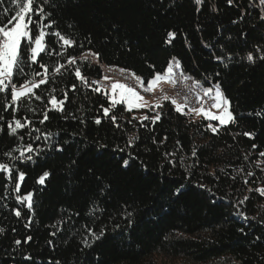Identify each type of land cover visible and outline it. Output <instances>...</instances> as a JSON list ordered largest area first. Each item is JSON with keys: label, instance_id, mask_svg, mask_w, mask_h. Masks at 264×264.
Wrapping results in <instances>:
<instances>
[{"label": "trees", "instance_id": "1", "mask_svg": "<svg viewBox=\"0 0 264 264\" xmlns=\"http://www.w3.org/2000/svg\"><path fill=\"white\" fill-rule=\"evenodd\" d=\"M45 10L56 22L49 31L58 29L75 42L59 49V63L71 56L76 65L34 90L42 96L27 102L34 111L16 113L34 125L17 135L0 132V162L8 161V151L19 155L15 149L34 135L42 136L34 147H45L48 134L53 145L34 162H17L26 172L18 193L0 173V264H264V194L249 191L264 188V172L256 167L264 161V61L255 51L264 49V8L258 0H50ZM249 52L255 63L246 60ZM41 56L43 63L55 61ZM92 57L135 73L144 86L154 73L166 74L175 58L190 82L219 83L235 122L222 126L193 117L185 107L178 112L165 95L149 108L117 105L109 114L117 115V127L103 116L101 104H110L103 91L81 86L74 75L78 66L89 82L100 79ZM52 88L64 100L63 111L48 103ZM44 111L49 119L40 124ZM156 112L161 119L155 123L142 119ZM33 126L42 131L29 136ZM57 146L64 151H55ZM249 171L255 175L247 176ZM44 172L49 176L40 184ZM29 192L31 209L16 201ZM126 211L133 212L132 227ZM85 226L97 235L104 229L105 236L93 242ZM85 237L91 247L82 243Z\"/></svg>", "mask_w": 264, "mask_h": 264}, {"label": "snow or ice", "instance_id": "2", "mask_svg": "<svg viewBox=\"0 0 264 264\" xmlns=\"http://www.w3.org/2000/svg\"><path fill=\"white\" fill-rule=\"evenodd\" d=\"M195 4L201 5L203 0H194ZM5 0H0V132H6L8 135H17L18 130L24 129L29 125H34V121L31 119H25L22 122V119L16 118V113L20 110L34 111L28 101L33 99L39 101L42 99L41 95H37L36 91L41 89V86L49 84V82H55L56 77L62 73V70L67 71L69 68H72L76 65L75 57H67V64L59 63V60L63 58V54L59 49H64L65 46H70L75 42L65 35H63L58 29H53L55 21L50 19L51 13L45 10V5L50 3V0H8L9 7H4ZM229 5L233 4V0H227ZM260 5H264V0H259ZM199 10V9H198ZM213 11H216L213 8ZM27 17V20H26ZM33 17H36L34 19ZM47 21V23H45ZM35 25V31L31 27ZM169 37L174 36V33H169ZM46 37L54 38L51 41L46 42ZM171 43V40L168 41ZM58 46V47H57ZM207 47V45H206ZM258 58L260 61H264V49H261L259 46L255 49ZM48 57L50 60L55 58V61L50 64L43 63L44 57L41 54ZM98 56V54H93ZM84 59H87L85 57ZM217 60H222V57H216ZM246 60L249 63H255L254 54L249 52L246 56ZM173 62H170L167 66L166 74L169 78L175 74L178 77H183L184 79H191V77L185 76L184 72L181 69L179 61H176L175 58H172ZM227 66V65H225ZM155 66H153L154 68ZM122 72L125 70H121ZM74 75L81 81V86L92 88L93 92H101L102 89L99 86L93 87V85H99L100 81L92 80L89 82L86 77L82 76L81 68H74ZM135 76V73H132ZM216 75H219L217 73ZM105 80L110 79L109 77H104ZM137 81H140V77H136ZM161 79L160 73H154L153 77L146 81L147 87L144 88L145 92L151 90V86L156 83V81ZM77 85L73 83L71 89L73 91L77 90ZM105 89L109 85L104 86ZM196 89H202L203 96L209 97L212 100L210 108H216L219 114H214L211 110H205L201 105L200 108H192L190 111L196 113V115H203L209 121H219L220 125H227L229 122H235V118L231 111H229L230 101L223 95L220 90L219 83L213 84L209 87H203V85L197 81L194 85ZM111 95L108 91H103V95L107 100H110L108 107H104L101 104L103 110V116L109 118L110 122L116 124L117 127H120L117 124V115L113 113L111 116L110 111L115 109L119 104H126L128 110L132 108L143 107L140 101L143 97L132 87H126L124 83L113 82L110 84ZM55 92V88H52L49 92V101L52 108L57 111H63L64 100H57L54 95L51 93ZM64 99H67V94L65 93ZM197 99H201L199 94ZM175 104V101H173ZM12 109L11 112L8 110ZM176 111L182 112L181 107H177ZM5 113H8L12 118L11 120L5 119ZM257 115H260L259 113ZM68 119V117H64ZM49 119L48 112H43V119L39 120L40 124H44L46 120ZM135 119V117H133ZM143 120H150L152 123L161 119V113L156 112L155 115L149 117L144 115ZM81 123H84V119H80ZM94 122L99 125L101 119L99 117L95 118ZM131 122V121H129ZM4 125L7 127L5 128ZM213 132L217 131V128L212 124L208 125ZM42 130L38 127H32L31 130L27 133L29 136H33L35 133H40ZM51 134H48L43 137L45 147H40L33 144L36 141L42 139L41 135H34V140L30 143L22 145L20 148L15 149L19 152V155H13V151H8L4 153L9 159L7 162H0V173H7V180L13 182L12 191H20V182L25 179L26 172L20 170L17 166V162L20 164L26 162H34V155L40 156L44 154L45 148L52 149L53 145L47 143ZM243 135L253 138L251 133L245 132ZM20 139L23 140L24 137L20 136ZM131 137L129 143H131ZM179 143V142H178ZM103 147V146H102ZM257 145L253 144L252 148L255 149ZM57 152H63L62 147H55L54 149ZM123 151V149H121ZM193 156H195V150H193ZM260 156H264V152L259 153ZM245 160L248 159L246 155ZM75 163V161H73ZM264 164V161L257 163L256 167L260 168L264 172V168H261V165ZM124 166H128V161H124ZM242 170V169H241ZM255 173L249 171L247 176H254ZM49 176L48 172H44L40 176L38 183L43 184L46 177ZM247 183V180H245ZM199 187H205L204 185H199ZM257 191L261 194H264V188L249 189V191ZM179 193V189H177ZM245 200L248 197L244 198ZM16 201L23 204L27 202V207L32 208V193L29 192L27 195H17ZM240 201L239 203H243ZM17 217L21 216L19 210H14ZM243 215V213H240ZM133 212L126 211L125 220L127 221V227H132L133 225ZM59 223V222H58ZM120 227V225H116ZM85 230L88 235L91 236L92 241H98L105 236L104 229H101L100 233L97 235L91 227L85 226ZM5 229L0 228V233H3ZM243 231V228L240 229ZM55 235V233H53ZM27 240H31V237H27ZM27 240L25 242H27ZM15 243L20 244L21 242L17 240ZM85 247H91L92 244L88 242L87 237L82 241ZM30 259V257H26Z\"/></svg>", "mask_w": 264, "mask_h": 264}, {"label": "bare ground", "instance_id": "3", "mask_svg": "<svg viewBox=\"0 0 264 264\" xmlns=\"http://www.w3.org/2000/svg\"><path fill=\"white\" fill-rule=\"evenodd\" d=\"M258 5H259V7L264 8V5H260L259 0H258ZM91 60H92L93 64L100 66V69L103 70L104 72H106V73H108V74H110L112 76H117L118 78H114L113 82L124 83L127 87L134 88L140 94L148 95L147 92L144 91V87L142 86L141 80L137 81V79H136L137 76H133L130 72H126V71L122 72L121 69H117V68H113V67H107L105 65H100V64H98V62L93 57L91 58ZM171 62H173V61H171ZM101 74H102L101 75L102 77L100 79H94V80H102L103 79V72H101ZM174 76H175V74H173L172 77H174ZM166 78H167V86H168V88L173 91L174 96L176 95L175 99H177V101H179L180 104H182L186 108H190V109H192V108H200L201 105H202L203 108L205 109V104L203 103V97H201V99H199V100L197 99V97H195L194 105L191 104V101L189 99L185 98L183 96V94L181 92H179L178 89H176V86H174L172 83L168 82V75L167 74H166ZM124 81H126L128 84H126ZM179 86H181L183 88V91H190L191 82L188 79H184L183 77H179ZM99 87H101L102 91H105V87L104 86H99Z\"/></svg>", "mask_w": 264, "mask_h": 264}, {"label": "rangeland", "instance_id": "4", "mask_svg": "<svg viewBox=\"0 0 264 264\" xmlns=\"http://www.w3.org/2000/svg\"><path fill=\"white\" fill-rule=\"evenodd\" d=\"M166 76V74H165ZM142 86L145 88V86L142 84ZM148 86V85H147ZM157 86V87H156ZM127 87V86H126ZM161 87V88H160ZM168 86H167V78L165 80V77L164 75H161V79L156 81L155 84H153L151 86V90L147 92L148 95H142L140 94L137 90V92L140 94L141 97H143V99L140 101V103L142 105H144L143 107H140V108H132V109H141V108H149L150 106L152 105H155L156 102H157V99L158 98H161V97H164L165 95H173L172 96V99L175 101V104H173V106L175 107V109L179 106L183 109V107H185L184 105L180 104L179 101H177V99H175V96H174V93L171 89H167ZM156 89H158V91L155 93ZM168 90V91H167ZM153 92V93H152ZM109 95H111V93H109ZM151 95V96H150ZM177 98V97H176ZM126 108H127V105H125ZM186 108V107H185ZM128 109V108H127ZM187 110H189V113H191L193 115V117L197 118V117H200V116H203L202 114L201 115H196L195 112L193 111H190V108H186ZM216 110V108H215ZM218 111V110H216ZM230 111V110H229ZM214 114H219V112L217 113H214ZM219 123V121H218ZM173 262L169 261V260H162V259H159L158 261V264H171Z\"/></svg>", "mask_w": 264, "mask_h": 264}, {"label": "built area", "instance_id": "5", "mask_svg": "<svg viewBox=\"0 0 264 264\" xmlns=\"http://www.w3.org/2000/svg\"><path fill=\"white\" fill-rule=\"evenodd\" d=\"M90 61H91V64H93L91 59H90ZM100 72H103V79L102 80H96V81H100V84L99 85H93V87L109 85V87L107 89H105V90L108 91V92L111 91L110 90V84L113 83V79L114 78H118V77L117 76H112V75L104 72L103 70H100ZM104 77H109L110 79L105 80ZM164 77H166V76H164ZM124 82L126 84H128L126 81H124ZM168 82L172 83L174 86H176V89H178V91L181 92L185 98L189 99L191 101V104H193V105H194L195 97H197V95L199 94L200 97H203V103L205 104V110L213 111V109L210 108L212 100L209 97H204L203 96L202 89L194 88L193 85L195 83L191 82L190 91H183V88L181 86H179V77L178 76L175 75L174 77H171V78L168 77Z\"/></svg>", "mask_w": 264, "mask_h": 264}, {"label": "crops", "instance_id": "6", "mask_svg": "<svg viewBox=\"0 0 264 264\" xmlns=\"http://www.w3.org/2000/svg\"><path fill=\"white\" fill-rule=\"evenodd\" d=\"M164 76H165V74H164ZM165 80H166V77H165ZM145 87H147V86H145ZM156 87H157V86H156ZM160 88H161V87H160ZM157 91H158V89H156L155 93H156ZM152 93H153V92H152ZM124 105H126V104H124ZM152 106H153V105H152ZM127 108H128V107H127ZM216 110H217V109H216ZM216 110H215V108H213V111H212V112H213V113H217L218 111H216Z\"/></svg>", "mask_w": 264, "mask_h": 264}]
</instances>
